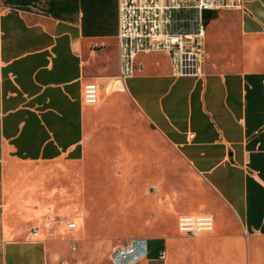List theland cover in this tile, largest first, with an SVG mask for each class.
I'll return each mask as SVG.
<instances>
[{
  "label": "crops",
  "instance_id": "crops-1",
  "mask_svg": "<svg viewBox=\"0 0 264 264\" xmlns=\"http://www.w3.org/2000/svg\"><path fill=\"white\" fill-rule=\"evenodd\" d=\"M118 32L119 0H0V264H114L138 237L137 264H264V0L209 20L203 75L143 54L121 79ZM111 163L127 175L115 227L136 223L123 241L74 222L90 214L82 174ZM200 213L214 231L181 234L179 215Z\"/></svg>",
  "mask_w": 264,
  "mask_h": 264
},
{
  "label": "built area",
  "instance_id": "built-area-1",
  "mask_svg": "<svg viewBox=\"0 0 264 264\" xmlns=\"http://www.w3.org/2000/svg\"><path fill=\"white\" fill-rule=\"evenodd\" d=\"M244 1L119 0L120 78L124 80L134 74L136 58L143 54L165 55L176 75H203L209 22L204 19V11L212 10L214 16L223 11H242ZM100 100V82L86 83L85 104L95 106ZM75 225L69 223L71 228ZM214 227L215 219L210 214H181L178 217V230L188 237L211 233ZM147 254L148 240L138 237L126 246H118L112 253V261L114 264H137Z\"/></svg>",
  "mask_w": 264,
  "mask_h": 264
},
{
  "label": "rangeland",
  "instance_id": "rangeland-1",
  "mask_svg": "<svg viewBox=\"0 0 264 264\" xmlns=\"http://www.w3.org/2000/svg\"><path fill=\"white\" fill-rule=\"evenodd\" d=\"M210 46L211 44L207 40V46H206V57L208 52H210ZM140 59H144L143 57H140ZM150 61L156 60L155 56H150V58H147ZM116 88L122 89V84H118ZM111 163V166L108 167L107 173L105 174V170L103 172L99 171L98 169L91 171L90 173L87 172V175L82 174L81 182H80V191L82 197V203L87 204V209L89 210L90 214L86 215L84 212V207L82 206V211L78 210L75 211V217L78 216V220L74 219V222L76 224H79L81 227L87 223V225L90 226V229L87 230L89 234L97 235H119V237L122 238V241L129 236V234L133 233L136 228V223L130 226L129 229H118L115 227V218L120 217L121 211H122V204L121 201H119L117 198H115L113 195L119 190V186L122 182V178L127 177V175H123L122 172H125L122 168V172L120 171L121 168L118 166V164ZM89 171V170H87ZM101 172V173H100ZM122 176V177H121ZM169 188H173L174 180L178 179L173 174L169 176ZM67 187L65 188V190ZM77 188H75L76 190ZM105 195L108 198L112 199V202H110L109 205H113L114 207L106 208L102 203H98L99 197L101 195ZM87 197V198H86ZM110 200V199H109ZM82 205V204H81ZM199 207L197 202H191L187 204H182L180 209L182 210H195ZM115 208L116 210H114ZM114 212V213H113ZM173 217H169V229L172 233H175L177 236H181L177 230L176 225H174ZM119 219V218H118ZM119 221V220H117ZM177 222V219L175 220ZM84 223V224H83ZM184 243L189 244L190 242L175 238L174 244L171 245H177L178 248L184 250ZM189 251H193L189 247Z\"/></svg>",
  "mask_w": 264,
  "mask_h": 264
},
{
  "label": "water",
  "instance_id": "water-1",
  "mask_svg": "<svg viewBox=\"0 0 264 264\" xmlns=\"http://www.w3.org/2000/svg\"><path fill=\"white\" fill-rule=\"evenodd\" d=\"M203 16H204V19L209 21L214 16V12L212 10H206L204 11Z\"/></svg>",
  "mask_w": 264,
  "mask_h": 264
}]
</instances>
